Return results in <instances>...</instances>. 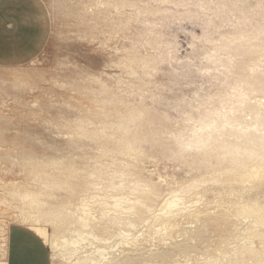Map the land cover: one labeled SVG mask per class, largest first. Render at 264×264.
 I'll return each mask as SVG.
<instances>
[{"label": "bare ground", "instance_id": "6f19581e", "mask_svg": "<svg viewBox=\"0 0 264 264\" xmlns=\"http://www.w3.org/2000/svg\"><path fill=\"white\" fill-rule=\"evenodd\" d=\"M153 1L155 8L142 0H81L77 5L60 1L59 6L63 18L90 38L109 41L121 36L131 21L162 17L168 9L161 6L175 7L186 0ZM197 6L211 12L204 15L205 29L228 26L229 30L216 39L202 36L210 49L201 73L210 86L204 94L195 92L191 101L174 107L178 118L131 104L106 85L93 90L75 83V91L87 103L77 101L79 116L65 127L77 141H87L88 148L68 159L21 156L33 187L25 183L20 194L17 189L12 192L18 201L29 199L35 209L23 205L14 222L34 231L63 259L76 257V264H163L174 253L185 256L189 236L209 242L202 230L207 226L217 237L220 254H200V262L264 264V0H215L208 7L202 2ZM144 28L148 33L151 23ZM144 45L159 47V37L138 38L132 44L133 49ZM156 64L131 51L119 58V65L138 80L149 76ZM15 82L28 85L19 77ZM150 157L181 163L191 175L176 188L168 187L159 209L160 188L139 169ZM55 170L62 175H55ZM214 186L217 189L212 190ZM43 189L63 192L62 200L40 210ZM204 193L213 195L214 201L194 206L195 197ZM45 224L54 227L52 241ZM141 226L139 238H128ZM240 236L249 243L229 248L230 239ZM153 238L167 248L147 252ZM83 241L95 245L91 254H80Z\"/></svg>", "mask_w": 264, "mask_h": 264}, {"label": "rangeland", "instance_id": "374dc122", "mask_svg": "<svg viewBox=\"0 0 264 264\" xmlns=\"http://www.w3.org/2000/svg\"><path fill=\"white\" fill-rule=\"evenodd\" d=\"M60 1H64L66 5L81 4V0H35L38 7L32 10L37 12L42 27H45L38 48L31 50L32 44L29 43L32 40L26 39L24 48L12 46L6 54L10 58H20L19 60L0 62V200H5L0 204V234L5 226L15 223L18 209L23 205L28 210L35 209V204L29 199L18 201L12 192L17 189L20 194L22 184L25 183L33 187L29 171L21 161L23 154H33L39 160L61 159L79 155L88 148L87 141H77L65 127L79 116L77 101L87 103L75 91V83L85 84L93 90L101 84L106 85L112 94L131 104L140 103L176 119L179 114L174 107L183 105V101H191L195 92L204 94L210 86L201 73L207 66L206 53L210 49L202 36L206 34L210 39H216L221 32L229 30L227 26L218 31H208L203 25L204 15H210L211 12L202 11L197 5L202 2L208 7L215 0H186L175 7L161 6L168 9L164 16L141 17L137 22L133 20L121 36L102 41L100 37L90 38L84 29H78L73 22L65 20L60 14ZM143 3L154 8L158 6L153 0H142ZM197 10L199 14L195 16ZM127 13L131 14L132 10ZM146 20L151 23L148 33L144 28L148 23ZM213 21L217 23L218 19L213 18ZM154 37H159V47L144 45L133 49L132 44L138 38L147 40ZM15 41L17 43L18 40L10 39V43L15 44ZM1 51L2 56L1 53L4 52ZM125 51L155 60V69L149 76L138 80L119 65V58ZM18 77L28 82L29 86H16L15 80ZM136 87L139 90L135 91ZM139 169L144 178L160 188L157 209L166 199L170 188H176L184 179L191 177L186 175L187 168L181 163L154 157L144 159ZM54 174L61 176L62 172L55 170ZM212 188L217 189L216 186ZM63 195L61 191L53 193L43 189L39 195V199L43 201L40 210L48 209L49 204L61 201ZM196 197L193 200L194 206H202L215 198L210 193ZM44 227L52 241L54 227L50 224H45ZM141 230H144V226L134 230L130 235L132 237L128 238H139ZM202 230L210 237L209 242H200L196 237L189 236L186 240L190 246L186 253L188 257L186 254L183 256L174 253L170 261L163 264H203L199 261L202 256L200 254L218 256L220 251L215 245L216 235L207 226H203ZM177 239L182 241V238ZM45 243L51 253V264H76V257L67 261L49 243ZM243 243H249L245 242L243 236L230 239L229 248L242 246ZM79 247L80 254L85 256L91 254L95 245L83 241ZM166 248L167 245L159 244L154 238L146 246L147 252ZM189 258L190 260H183ZM221 261L223 262L220 259L218 264H226Z\"/></svg>", "mask_w": 264, "mask_h": 264}, {"label": "crops", "instance_id": "0c3cea01", "mask_svg": "<svg viewBox=\"0 0 264 264\" xmlns=\"http://www.w3.org/2000/svg\"><path fill=\"white\" fill-rule=\"evenodd\" d=\"M34 7H38L35 0H0V51L4 52L0 55V62L19 60L6 54L12 46L19 48L26 45V39L32 40L29 43L32 44L31 50L38 48L45 27H42L37 12L32 10ZM10 39L18 41L14 44L10 43ZM3 244L0 264H51L48 246L26 226L11 223L6 229Z\"/></svg>", "mask_w": 264, "mask_h": 264}]
</instances>
